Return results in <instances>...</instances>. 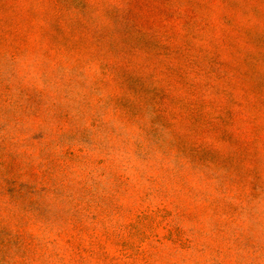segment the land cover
I'll list each match as a JSON object with an SVG mask.
<instances>
[{
  "label": "rangeland",
  "instance_id": "374dc122",
  "mask_svg": "<svg viewBox=\"0 0 264 264\" xmlns=\"http://www.w3.org/2000/svg\"><path fill=\"white\" fill-rule=\"evenodd\" d=\"M0 264H264V0H0Z\"/></svg>",
  "mask_w": 264,
  "mask_h": 264
}]
</instances>
